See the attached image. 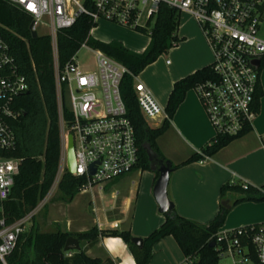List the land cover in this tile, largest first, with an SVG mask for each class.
<instances>
[{
    "label": "built area",
    "instance_id": "2783aa9c",
    "mask_svg": "<svg viewBox=\"0 0 264 264\" xmlns=\"http://www.w3.org/2000/svg\"><path fill=\"white\" fill-rule=\"evenodd\" d=\"M7 1L33 18V29L38 34L52 37L61 133L58 180L68 170L70 135L76 157L73 175L84 178L82 191L97 189L104 193L108 185L142 169L136 129L121 88L126 74H131L128 67L87 43L82 47L95 54L94 68L86 69L79 60L82 47L60 65L58 31L74 26L81 15L90 17L95 25L104 20L150 32L149 23L162 5L180 14H191L214 54V77L198 83L195 90L216 136H239L252 127L258 113L256 101L264 61V0ZM3 27L0 22V261L8 264L7 257L27 232L35 212L11 221L6 210L22 162L11 155L18 145L15 123L22 114L18 99L29 91L30 82L2 32ZM40 27L45 31L39 33ZM132 76L148 123L169 118L152 90L136 80V75ZM214 237L220 259L229 256L232 264H264V222L220 230ZM65 253L71 257L74 252Z\"/></svg>",
    "mask_w": 264,
    "mask_h": 264
},
{
    "label": "trees",
    "instance_id": "16d2710c",
    "mask_svg": "<svg viewBox=\"0 0 264 264\" xmlns=\"http://www.w3.org/2000/svg\"><path fill=\"white\" fill-rule=\"evenodd\" d=\"M180 16L177 10L162 5L153 21L149 23L150 32L147 29L137 30L151 37L143 53L129 49L120 41L107 43L94 38L91 30L97 25L87 15H81L74 26L62 29L57 34L61 66L68 62L84 43H87L103 50L131 71V74H126L122 81V94L128 107V115L136 129L140 147V164L143 169L154 167L156 180L159 172L158 166H155L153 162L168 161L157 143L158 137L169 128L170 120L185 99L187 92L195 88L198 83L214 77L210 64L177 80L165 108L169 118L164 119L161 126H152L142 114L132 74L138 76L161 55L179 45L183 40L177 34ZM0 22L4 25L1 28L4 36L9 41L13 54L30 82L29 91L18 99V105L22 109V114L15 123L18 145L11 153L12 156L22 160L20 173L16 177L11 196L6 204L9 218L14 221L32 212L39 205L49 194L57 177L61 152L59 103L52 37L48 34H39L34 38L31 29L33 18L7 0H0ZM262 66L264 68V61ZM262 95L263 90L259 89L257 108ZM64 114L69 115L67 105H64ZM251 128L249 127L245 133ZM243 134L216 136L211 143L187 160L180 164L171 163L172 171L185 164L214 155ZM84 182V178L76 177L66 170L59 180L58 187L67 201H70L81 190ZM229 193L239 197L234 206L246 201L264 202V185L255 186L247 183L245 187L242 181L223 184L222 199ZM230 210L221 204L216 217L207 225H203L180 215L174 208L164 214L165 220L158 228L143 238L141 247L132 242L134 235L130 229L119 231L94 227L89 231L78 233L77 236L78 239H88V241H94L99 236L121 237L132 251L136 260L135 264H150L155 243L172 235L189 260L188 264H219V251L216 246H211V243L215 239L214 235L224 225ZM24 236L25 234L20 237L16 248L7 257V262L9 260L10 264H102V261L84 255L82 250L75 251L71 257L66 256L64 246L70 235L61 230L47 233L34 231L27 242H23ZM0 264L3 263L0 261Z\"/></svg>",
    "mask_w": 264,
    "mask_h": 264
},
{
    "label": "crops",
    "instance_id": "0c3cea01",
    "mask_svg": "<svg viewBox=\"0 0 264 264\" xmlns=\"http://www.w3.org/2000/svg\"><path fill=\"white\" fill-rule=\"evenodd\" d=\"M185 14L188 17L184 21L180 20L177 32L183 40L170 49L174 57L165 60L168 74L156 84L139 78L152 90L157 101L164 103V109L177 80L212 64L214 60L213 51L198 22L191 14ZM103 23L117 32L99 39L103 42L120 41L129 49L143 53L151 41V37H145L143 33L109 21ZM97 26L91 30L94 38L97 37L94 33ZM138 36L146 38V42H140ZM168 59L170 63H167ZM261 89L263 95L250 131L214 155L185 164L171 172L168 193L180 215L207 225L221 208L223 184L242 181L255 186L264 185V68L261 71ZM162 122L159 119L154 125L150 124L159 127ZM170 122L169 128L158 137L157 143L172 164H180L200 152L217 135L195 88L187 92ZM143 170L146 169L130 174V180L127 176L108 185L112 189L109 192L101 193L94 189L91 193H77L72 200L59 205L73 206L84 217L59 219L68 230L77 232L89 231L94 227L119 231L130 229L134 237H147L164 222L165 216L159 211L153 194L156 172L153 168L147 169V173H143ZM115 190L119 193H115ZM36 209L38 206L33 210L34 216ZM78 219H85L87 227H76L75 221ZM260 222H264V202H241L231 208L219 231ZM80 250L87 257L102 261V264L136 263L128 244L121 237L99 236L94 241L87 240ZM153 250L150 264L189 263L172 235L155 243Z\"/></svg>",
    "mask_w": 264,
    "mask_h": 264
},
{
    "label": "rangeland",
    "instance_id": "374dc122",
    "mask_svg": "<svg viewBox=\"0 0 264 264\" xmlns=\"http://www.w3.org/2000/svg\"><path fill=\"white\" fill-rule=\"evenodd\" d=\"M188 17L187 14L181 13L180 20L184 21ZM104 20L100 21L96 30L94 31L95 35L97 36V39L101 38H106V36H112L116 34L117 32H114L113 28L108 26L107 24L103 23ZM110 23V22H109ZM113 24V23H112ZM115 25V24H114ZM125 29H130L124 26H121ZM135 32H138L137 30L130 29ZM45 29L39 28V33L44 32ZM140 33V32H139ZM145 37H150L147 34H143ZM140 42H143V44L146 42V38H143L142 36H138ZM136 48H141V47H136ZM189 49V48H188ZM171 50L169 49L167 53L163 54L156 62L153 64L147 66L143 71H142V76L138 75L137 79H142L148 83H155L161 80V77H164L165 75L168 74V68L165 63V60L167 57L173 58L174 56H171ZM79 60L81 63L84 65L86 69L94 68L95 67V54L90 51L86 47H82L79 55ZM162 107H164V103L161 101H158ZM159 119L156 118L155 120L151 121V124L154 125ZM149 170H143V173H147ZM130 175H128V179ZM128 180V181H129ZM59 180L56 178L55 181L53 182L52 188L49 192V194L45 197L43 201H41L38 205V209H36V215L33 217L31 222L29 223L27 227V232L25 233L24 240L23 242H27L28 238L32 235L34 231H37L39 233H47V232H54L57 230H61L63 232H66L70 236L77 237V234L80 232H77L75 230H68L64 222L59 219L60 218H66V217H73V218H78V216L83 215L79 214L77 212V208L75 207H67V206H60L59 204H62L67 201L65 195L63 192L59 189L58 187ZM110 187H107L105 189L106 192H109ZM112 190V189H111ZM83 191L80 190L77 193H82ZM84 193H91L90 190L85 191ZM75 226L79 228H86L87 223L85 222V219H78L75 221ZM68 236V237H70ZM88 239H82L79 238L81 246H84L86 244V241ZM8 263L10 264L9 260ZM219 264H232V260L229 256H224L220 259Z\"/></svg>",
    "mask_w": 264,
    "mask_h": 264
},
{
    "label": "water",
    "instance_id": "95a60500",
    "mask_svg": "<svg viewBox=\"0 0 264 264\" xmlns=\"http://www.w3.org/2000/svg\"><path fill=\"white\" fill-rule=\"evenodd\" d=\"M34 23L31 24L32 36L34 38L38 37V32L33 29ZM260 60L256 61V66L259 67ZM25 114V112H24ZM152 159V158H151ZM160 166L158 167L159 176L154 184L153 194L155 199L159 205V211L163 214L168 213L174 209V203L169 197L168 186L170 182V175L172 172V164L168 161L161 160L159 162ZM67 169L73 174L76 171V157H75V149L72 135L69 136V147H68V158H67ZM153 169H155L153 167ZM238 195L229 193L225 198L222 199V205L231 209L235 202L238 200ZM132 242L141 247L143 244V238L141 237H133ZM216 243L212 241L211 246H215ZM81 249L80 241L77 237L70 236L67 238L64 251H79Z\"/></svg>",
    "mask_w": 264,
    "mask_h": 264
},
{
    "label": "flooded vegetation",
    "instance_id": "af4514ba",
    "mask_svg": "<svg viewBox=\"0 0 264 264\" xmlns=\"http://www.w3.org/2000/svg\"><path fill=\"white\" fill-rule=\"evenodd\" d=\"M152 162H153V160H152ZM153 163H154L155 166H158V167L160 166V164L157 163V162H153Z\"/></svg>",
    "mask_w": 264,
    "mask_h": 264
}]
</instances>
